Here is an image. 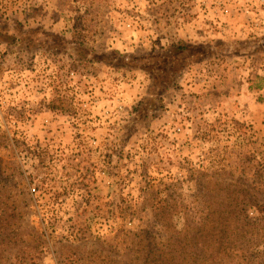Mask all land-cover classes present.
<instances>
[{
  "label": "rangeland",
  "instance_id": "374dc122",
  "mask_svg": "<svg viewBox=\"0 0 264 264\" xmlns=\"http://www.w3.org/2000/svg\"><path fill=\"white\" fill-rule=\"evenodd\" d=\"M66 1L0 0V15L26 8L69 42L0 49V264H145L199 226L208 195L245 196L248 219H264V0ZM174 43L208 51L155 97L142 61H107ZM149 97L157 108L135 115Z\"/></svg>",
  "mask_w": 264,
  "mask_h": 264
},
{
  "label": "trees",
  "instance_id": "16d2710c",
  "mask_svg": "<svg viewBox=\"0 0 264 264\" xmlns=\"http://www.w3.org/2000/svg\"><path fill=\"white\" fill-rule=\"evenodd\" d=\"M3 9H7L6 6ZM25 9L15 12L11 8L3 13L1 12L0 46L8 48V52L20 49L23 52L22 54H27L28 57L31 53L40 51L55 55L66 54L68 48L64 45L69 42L65 36L44 28H32L26 19ZM259 44L264 45V39ZM233 45L240 48L244 46L241 43ZM254 45H258V42L256 41ZM203 48L208 49V47ZM207 51L200 53L188 45L174 43L160 55L156 53L125 56L115 52V55L111 56L113 59L107 57V61L117 60L120 62L119 66L123 68H134L132 63L142 61L145 66H139V68L145 72L146 77L153 83L154 89H151L153 91L151 97H155L156 90L160 89L163 92L171 90V87L175 85L179 68H187L205 55ZM111 63L113 64L112 67L117 66L116 62ZM158 66H160L159 69H156ZM157 70H160V76L156 74ZM153 103H155L154 98L144 99L136 105L134 114L139 117L146 116L150 111V107L155 106ZM154 109L151 112H155L156 109ZM237 187L239 188L238 191L244 193L242 182L239 181ZM250 201L248 202V198H245V196L238 197L237 194L235 196L233 194L231 197L228 196L224 201L212 198L209 195L201 198L199 202L202 218L199 226L189 229L187 225L183 226L184 230L174 229L171 237L162 241L164 243L162 244V254L156 260L146 261L145 264H217V258L220 254L231 255L236 249L242 252L241 259L245 261V264L254 263L264 254L258 251L261 241L264 240V219L261 218L259 223H253L252 219H248V214L253 206ZM222 234L225 237V242L223 241L219 245V235ZM240 241L250 242L247 245L239 246ZM216 248L220 250L216 256L205 254L206 249L214 253ZM250 250L254 251L251 252ZM208 258L212 259L209 260Z\"/></svg>",
  "mask_w": 264,
  "mask_h": 264
},
{
  "label": "crops",
  "instance_id": "0c3cea01",
  "mask_svg": "<svg viewBox=\"0 0 264 264\" xmlns=\"http://www.w3.org/2000/svg\"><path fill=\"white\" fill-rule=\"evenodd\" d=\"M58 3H59V5H60V7L61 8H63L66 12H67V10H68V8H70L69 6H68V2L66 1V0H58ZM47 4L48 3H43V5L44 6H47ZM66 6H67V8H66ZM58 9V8H57ZM63 9L61 10V13L63 12ZM60 13V12H59ZM68 13H70V10H69V12ZM46 14V13H45ZM44 17V16H43ZM43 17H41V19L43 18ZM45 25V24H44ZM57 26H58V24H57ZM57 26H54V23H51L50 24V27H54V30H56L57 29ZM47 27H49V26H47ZM3 48V46H0V49H2Z\"/></svg>",
  "mask_w": 264,
  "mask_h": 264
},
{
  "label": "built area",
  "instance_id": "2783aa9c",
  "mask_svg": "<svg viewBox=\"0 0 264 264\" xmlns=\"http://www.w3.org/2000/svg\"><path fill=\"white\" fill-rule=\"evenodd\" d=\"M0 104L2 105V102Z\"/></svg>",
  "mask_w": 264,
  "mask_h": 264
}]
</instances>
